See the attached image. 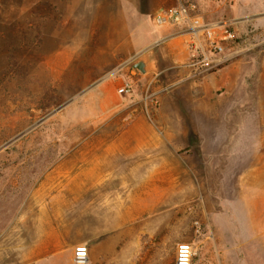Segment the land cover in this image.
<instances>
[{
    "label": "rangeland",
    "instance_id": "rangeland-1",
    "mask_svg": "<svg viewBox=\"0 0 264 264\" xmlns=\"http://www.w3.org/2000/svg\"><path fill=\"white\" fill-rule=\"evenodd\" d=\"M181 5L234 31L219 69L172 67L187 24L159 17ZM110 87L128 103L114 113ZM139 112L162 160L117 154ZM38 214L103 242V264H175L182 242L192 264H264V0H0V250Z\"/></svg>",
    "mask_w": 264,
    "mask_h": 264
},
{
    "label": "crops",
    "instance_id": "crops-1",
    "mask_svg": "<svg viewBox=\"0 0 264 264\" xmlns=\"http://www.w3.org/2000/svg\"><path fill=\"white\" fill-rule=\"evenodd\" d=\"M182 36H177L179 39L175 40L167 39L165 41L167 44L163 47L167 58H170L172 61V67H179V65L186 63L189 59L186 38ZM149 58L143 59L146 74H149L150 71L158 67V58L154 56ZM100 95L104 97L102 102L107 108H110L109 112L111 113L124 109L127 106L126 104H128L124 103L125 101L120 99V97H117L115 90L111 87L101 90ZM167 111L166 106H159L154 112L160 116L162 112ZM124 127L125 133L121 137H116V140H120L123 145L122 151H118L119 153H117H121L123 159L135 158L131 154L137 153L141 155L139 158L142 160L163 159L162 149L159 147L162 144V139L158 136V125L155 121L150 122L147 116L141 112L133 113ZM169 136H174L173 131L169 133ZM168 141L170 143L173 142L171 139H168ZM147 166L148 171L146 174H158L159 168L156 165L152 166L148 164ZM105 172H100V174H104ZM24 218L27 220L28 217ZM33 220L35 223V237L24 246L15 248L12 245L10 253L1 249L0 264H73L74 247L78 244L88 243L83 242L82 238L67 236L60 225V219L57 215L38 214ZM93 239H98V236ZM105 251L103 242L93 243L89 247L90 264H103L99 263V261L103 259V256H106Z\"/></svg>",
    "mask_w": 264,
    "mask_h": 264
},
{
    "label": "built area",
    "instance_id": "built-area-1",
    "mask_svg": "<svg viewBox=\"0 0 264 264\" xmlns=\"http://www.w3.org/2000/svg\"><path fill=\"white\" fill-rule=\"evenodd\" d=\"M185 5L164 11L160 15L162 22L172 20L176 23L185 22L186 46L189 59L185 64L193 74H204L224 65L230 57L227 54L228 43L236 40V35L227 23L211 24L200 16L191 15ZM120 92L128 93L129 85H124ZM194 251L192 245L182 242L177 246L175 264H192ZM73 264H90L89 248L86 244L74 247Z\"/></svg>",
    "mask_w": 264,
    "mask_h": 264
},
{
    "label": "water",
    "instance_id": "water-1",
    "mask_svg": "<svg viewBox=\"0 0 264 264\" xmlns=\"http://www.w3.org/2000/svg\"><path fill=\"white\" fill-rule=\"evenodd\" d=\"M133 66H134V68H137L139 71H141L143 73L146 72L145 62L143 60L136 62Z\"/></svg>",
    "mask_w": 264,
    "mask_h": 264
}]
</instances>
